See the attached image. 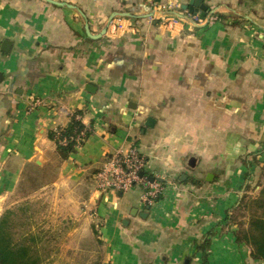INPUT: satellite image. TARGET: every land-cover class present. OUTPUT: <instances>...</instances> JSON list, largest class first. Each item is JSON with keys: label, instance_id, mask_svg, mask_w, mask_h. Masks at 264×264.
Returning a JSON list of instances; mask_svg holds the SVG:
<instances>
[{"label": "crops", "instance_id": "obj_1", "mask_svg": "<svg viewBox=\"0 0 264 264\" xmlns=\"http://www.w3.org/2000/svg\"><path fill=\"white\" fill-rule=\"evenodd\" d=\"M204 2L210 21L195 24L185 0H0V219L60 195L98 219L103 264H203L206 237L208 264H264L227 220L264 181V0ZM116 13L136 29L100 36ZM74 116L86 138L62 159L49 135ZM132 146L166 189L152 206L141 184L95 189ZM34 173L46 182L16 200Z\"/></svg>", "mask_w": 264, "mask_h": 264}, {"label": "rangeland", "instance_id": "obj_2", "mask_svg": "<svg viewBox=\"0 0 264 264\" xmlns=\"http://www.w3.org/2000/svg\"><path fill=\"white\" fill-rule=\"evenodd\" d=\"M46 180L38 173H34L26 181L23 191L18 194L16 200L29 196ZM263 184L264 181L260 187ZM258 195L256 189L248 188L243 197L246 202ZM59 196L51 194L48 198L46 196V199L39 197V199L21 201L12 209L6 210L5 214L12 211L9 217L14 238L20 241L27 233L43 237L45 240L40 244L39 251L45 258V264H103L104 248L99 239L98 219L90 212L74 215L68 207L60 203ZM13 199L14 197L12 202ZM233 215L236 224L243 225L241 229H246L250 210L240 205ZM59 235L61 238L58 241L55 237ZM48 237H51L49 242H47Z\"/></svg>", "mask_w": 264, "mask_h": 264}, {"label": "trees", "instance_id": "obj_3", "mask_svg": "<svg viewBox=\"0 0 264 264\" xmlns=\"http://www.w3.org/2000/svg\"><path fill=\"white\" fill-rule=\"evenodd\" d=\"M84 128L83 123L74 116L68 127L50 133L49 136L57 143L62 159H67L76 152L78 147L76 140ZM63 138H68V143L65 146L59 144L60 139ZM240 205L242 208L246 207L250 210V217L246 229H241L243 225L238 224L240 229L236 234L237 241L250 247L251 257L254 260L264 262V185L256 198L248 199L245 202V197H242ZM11 214L12 211H8L0 219V264H45V258L39 251L43 237L27 233L22 240L17 241L14 238L9 217ZM227 220L228 223L236 224L233 214H228ZM210 244L211 241L206 237L199 247L203 252V264H208L207 249Z\"/></svg>", "mask_w": 264, "mask_h": 264}, {"label": "built area", "instance_id": "obj_4", "mask_svg": "<svg viewBox=\"0 0 264 264\" xmlns=\"http://www.w3.org/2000/svg\"><path fill=\"white\" fill-rule=\"evenodd\" d=\"M167 10L171 11L176 6L169 5ZM156 10H161V7H157ZM190 21L195 24L207 23L210 20L205 21L201 19L198 14L188 15ZM182 17L178 15H168L166 17H160L161 24L163 26H172L179 24ZM137 23L131 18H117L113 19L108 24V32L111 34L119 32H127L129 30H135ZM34 107L41 106L43 102L40 99H35ZM86 130H83L77 138L78 146L84 140ZM68 138L60 139V145H67ZM148 170V161L141 154V152L135 146L128 148L127 150L120 149L115 153L109 155L104 166L95 175V189L98 192L119 191L128 192L137 185H144L145 191L143 194V200L147 206H152L158 198L165 192L164 185L158 180L151 181V178L146 174ZM143 173V175H141Z\"/></svg>", "mask_w": 264, "mask_h": 264}, {"label": "water", "instance_id": "obj_5", "mask_svg": "<svg viewBox=\"0 0 264 264\" xmlns=\"http://www.w3.org/2000/svg\"><path fill=\"white\" fill-rule=\"evenodd\" d=\"M178 2L181 3V0H177ZM186 3H181L180 8L184 11H189L190 14H198L200 12V18L201 19H205L206 18V13L208 11V7L205 4L204 0H185ZM54 2V1H52ZM55 4H60L63 5V3H58V2H54ZM116 16L119 17H129V18H137L136 16L130 14V13H116L115 15H113L110 19L109 22H111ZM152 15H146L145 17H151ZM89 31V30H87ZM107 32V28H105L102 32V35H104ZM89 33V32H88ZM8 41L4 42V46L8 45ZM4 51H6L5 48H3ZM8 51V50H7ZM92 87L89 85L88 86V90H90ZM143 175V173L141 174ZM154 178H151V181H154Z\"/></svg>", "mask_w": 264, "mask_h": 264}]
</instances>
